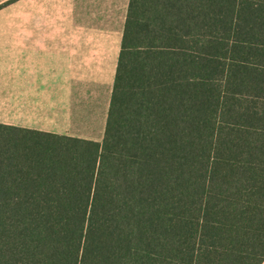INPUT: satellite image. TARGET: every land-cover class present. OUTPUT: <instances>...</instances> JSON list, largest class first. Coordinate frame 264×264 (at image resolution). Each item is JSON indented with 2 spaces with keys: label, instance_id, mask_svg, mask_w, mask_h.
Listing matches in <instances>:
<instances>
[{
  "label": "trees",
  "instance_id": "trees-1",
  "mask_svg": "<svg viewBox=\"0 0 264 264\" xmlns=\"http://www.w3.org/2000/svg\"><path fill=\"white\" fill-rule=\"evenodd\" d=\"M0 264H264V0H130L101 142L0 124Z\"/></svg>",
  "mask_w": 264,
  "mask_h": 264
},
{
  "label": "crops",
  "instance_id": "crops-1",
  "mask_svg": "<svg viewBox=\"0 0 264 264\" xmlns=\"http://www.w3.org/2000/svg\"><path fill=\"white\" fill-rule=\"evenodd\" d=\"M130 0L0 10V124L101 142Z\"/></svg>",
  "mask_w": 264,
  "mask_h": 264
},
{
  "label": "rangeland",
  "instance_id": "rangeland-1",
  "mask_svg": "<svg viewBox=\"0 0 264 264\" xmlns=\"http://www.w3.org/2000/svg\"><path fill=\"white\" fill-rule=\"evenodd\" d=\"M17 1H19V0H16L15 2H17ZM15 2H13V3H15ZM13 3H11V4H13ZM11 4H8V5L4 6L3 8H5V7H7V6L11 5ZM3 8H1V9H3Z\"/></svg>",
  "mask_w": 264,
  "mask_h": 264
}]
</instances>
